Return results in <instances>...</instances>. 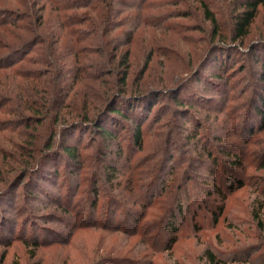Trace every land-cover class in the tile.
<instances>
[{
  "label": "rangeland",
  "instance_id": "rangeland-1",
  "mask_svg": "<svg viewBox=\"0 0 264 264\" xmlns=\"http://www.w3.org/2000/svg\"><path fill=\"white\" fill-rule=\"evenodd\" d=\"M210 1L216 8L220 9L221 17L226 19V10L223 5L227 4L229 0ZM24 2L26 1L24 0ZM79 2L77 0H67L68 5L77 4L78 6ZM177 2L178 0H148L146 3L148 7L153 6V9L146 11L145 14L151 20L154 19V23H162L160 28L163 30L145 28L148 30L149 37L160 39L159 43L150 39L146 41L143 36L135 41L133 49L137 50L133 54L134 66L131 70V77L135 74H141L144 69V66L142 67L143 61L146 60L145 56L147 58L150 51L158 53L156 52L157 49H167L162 51L167 55L166 58H163V56L154 58L144 80L135 84L139 89L147 87L166 90L182 82L183 79L193 73L208 49V45L212 42L209 24L203 21L199 4L191 0H184L179 5H175ZM3 9L7 11L4 12ZM89 9H79L78 12L79 14L85 13L83 15L91 14ZM10 10H14V12ZM179 10H186V13H188L186 14L188 15L187 18H177L175 14H172L174 11ZM28 12H30L29 9L26 10L20 7L14 0H6L3 3L0 0V15L5 13L6 16H0V23H5L3 26L7 27L3 29L5 31H2L5 34L0 35V57L6 56L10 51L21 46L24 40L33 36V33L28 29L33 26L34 30L36 24L34 19L29 18ZM49 14L48 12L47 15ZM40 15H43V13L41 12ZM55 15L53 14L54 20L60 21V16L65 14L56 13ZM68 15H71V12ZM172 16L173 18H171ZM75 21L72 20L71 23ZM165 29H169V31H165ZM40 31L41 29L34 31V33ZM260 36H264V7H260V12L251 28L250 35L245 40L243 49L259 39ZM158 45H163L165 48H158ZM98 48L99 45L91 44L90 46L88 43H82L79 46L80 64L86 66L95 61L99 57L98 52L100 50ZM43 49V46L36 45L24 50L3 65V67L9 66L11 72L2 71L5 73L0 74V76L2 78L13 76L18 79L16 75H27V71L38 69L41 67L37 63L43 57V55H40L44 52ZM70 49H73V47L69 43L64 49L66 56L70 54ZM54 54L55 57H53ZM45 58L64 69L66 81L74 76L72 65L68 64L67 60H61L63 61L61 62L57 53H55L54 47L45 54ZM242 61L245 62L243 65L249 63V59L237 56L227 66L235 67ZM64 62L66 63L65 67L62 64ZM213 63L217 65L216 61ZM221 64L219 67H221ZM23 72L25 74H21ZM215 72L211 71L206 75L209 77L211 73L214 75ZM243 75V73L234 72L233 76H237V78L230 80V82L232 81L237 88L235 87V92H233L234 94L227 104H224V102L214 103V98L218 99L220 95L213 91L209 92L208 103L200 105V107L187 106L190 108L191 114L182 113L172 116L171 113H167L169 110H165L160 116L159 119L161 120L159 122L158 119L147 122L141 150L131 147L120 150L117 143H115L110 149L112 151L105 152L119 168V175L114 180L113 187L117 185L118 180L122 179L124 183L134 167L140 174L145 175L143 172L148 171L151 176H155L156 167L161 165L165 151L167 149L170 152L173 151L174 155V160L167 165L166 171L161 174L159 180L156 179L158 185L154 190V201L148 207H144L145 204L149 203L144 191L148 181L141 182L144 188L139 191L138 203L127 207L128 209H135L138 215L137 217L133 215L132 219L125 218L130 220V223L126 224L124 221L123 224H119L120 231L114 229L115 226L106 227L101 220L97 228H77L79 222L86 223L87 215L84 214L90 211V204H87L86 201L92 197L90 189L93 179L92 176L85 177L88 171L77 172L70 178L72 181L69 188L70 190L73 189L74 192L77 182L82 183L77 189L78 194L73 195L71 193L72 197L65 194V182L56 177L54 173L56 165L53 162L42 171V174L39 173L37 176L51 182L41 184L43 191H48L51 198L40 192L30 189L24 190L23 188L14 190L10 195L3 198L0 201V225L2 222H6V228H8L10 234L8 244L4 242L0 245V264H209L207 260L208 251L213 252L218 259L226 261L227 264H264V209L262 208L264 194L257 190L256 185H254L259 183L264 187V169H261L264 155V131L256 129L253 135L249 136V132H246L245 136H242L239 131L244 125H247L245 123L249 122L243 121L241 127L235 130L233 126L235 119L229 115L234 106H239L242 103L239 97L247 87L243 83L244 79L241 78ZM240 78L242 80L239 81ZM251 79L249 89L260 82L257 75ZM18 80H21L22 83L19 88H23L18 93L25 97L23 100L29 103L27 106L33 105L32 99L40 97L39 90L42 89V85L39 82L35 83L37 80L34 79ZM55 80V74H52L46 80L47 86L52 87ZM228 89L223 86L225 92ZM188 91L194 92L195 90L189 88L184 96ZM3 94L0 93V103L5 105L1 110L2 113L0 112V187H3L6 181H11L19 174L23 168L19 162L29 156L32 148L39 146L37 141L32 144L35 137L33 132L42 131V135L38 139L41 141V138L49 133L48 130H50L51 125L47 123L45 130L40 127L36 129V124H32L34 126L32 128L20 125V122L15 121L14 113H10L13 106H10V103L5 104L7 102L2 96ZM203 101L207 102V100ZM156 103L157 101L152 104V107H154L153 112L158 106H156ZM169 103L170 109L175 107L174 102L169 100ZM16 109L17 107H15ZM197 121L198 125L196 124ZM226 121H228L227 124ZM201 122L207 127L206 134L212 143L216 142L217 138L222 137L221 144L236 140L238 145L244 146L245 142L241 140V137L243 139L248 138L249 146L243 152L242 164L235 169L230 168V165L234 163L233 160L229 157L227 159L222 154L223 147L221 144L219 147L211 148L216 151L215 156L223 162V167L218 170L216 182L224 192H228L229 181L227 180L230 176L236 179H244L247 184L244 188L228 194L225 201V211L218 223L214 222L213 211L222 204V197L218 193L210 198L208 196L204 197L199 195L201 189L191 187L192 192L190 193L193 200L190 202V206L192 210L186 208L184 219H178L182 221L176 233L178 242L171 251H166L163 248L172 233L162 230L169 214L166 213L168 209L166 206L163 210H158L159 203L162 201V199L159 200V196L164 187L165 190L171 193L167 200L171 202V197L180 193L179 186L183 185L186 168H189V166L191 171L208 176L207 169L202 166L199 160L200 157H198V155L202 156L207 164H210L211 159L208 158L207 148L202 147L205 139L203 138V143L201 141L195 148L194 142L193 144L190 143L188 138V135L192 134L190 130L195 128L196 125L199 127ZM162 124L167 125L161 127ZM181 125H184L185 128L182 129ZM171 131L177 134L173 139L179 141L182 147L180 150L175 149V144H169ZM199 137L201 139V136ZM126 145H129V142ZM88 153L93 156L92 162L99 163L101 154L97 155L93 148L88 149ZM117 153H120L119 158L116 156ZM16 156L17 161L14 159ZM193 176L195 175L193 174ZM113 187L111 186V191ZM124 187L131 190V185L126 186L124 184ZM106 188L110 190L108 185H106ZM85 190L87 193L84 192ZM128 194L125 192L123 195ZM34 195L36 197L32 198ZM197 195H199V200L196 199ZM203 198L209 202L207 205L200 206ZM122 199V202L127 201V197H122ZM59 200L64 205L61 208L57 206ZM68 201L69 206L65 204ZM103 203L104 198H101L99 206H102ZM195 210L197 211L194 212ZM120 213V211L117 213L118 220L124 215ZM137 219L139 221L138 228H136ZM117 222L115 218V221L110 223L116 224ZM2 232L1 227L0 237H3Z\"/></svg>",
  "mask_w": 264,
  "mask_h": 264
},
{
  "label": "trees",
  "instance_id": "trees-1",
  "mask_svg": "<svg viewBox=\"0 0 264 264\" xmlns=\"http://www.w3.org/2000/svg\"><path fill=\"white\" fill-rule=\"evenodd\" d=\"M5 1L1 0V3ZM14 1L20 7L30 10L28 12L29 18L34 19L36 25L34 30L33 26L28 29L33 33L32 37L24 40L21 46L13 49L6 56L0 57V74L5 73L2 71L11 72L9 66L3 67V65L24 50L31 46H43L44 52L40 54L43 57L37 63L41 67L27 71V75H16L18 79L37 80L35 83L39 82L42 89L39 90L40 97L32 99L33 105L27 106L29 103L23 100L25 97L18 93L23 90V88H19L22 84L21 80L13 76L8 78L0 76V93H4L2 96L7 102L5 104L10 103L9 105L13 106L10 113H14L15 121L20 122V125L32 128L34 127L32 124H36L37 127L35 128L40 127L43 128L42 130H45L47 123L51 125L50 130H48L49 133L42 137L41 141L38 139L42 135V131L37 133L31 130L34 133L33 136H35L32 144L37 141L39 146L32 148L29 156L19 162L20 166L23 167L19 174L11 181H6L3 187H0V201L20 188L34 190L51 198L49 192L43 191V188H41V184L49 180L37 176L39 173L42 174V171L48 168L51 163L55 162L54 173L58 179L65 182V194L68 196H71V193L73 195L78 194L77 189L82 184L77 182L75 192L72 187V190H70L69 187L72 181L70 178L75 173L88 171L85 177L92 176L93 184L90 189L92 197L86 201L87 204H90V211L84 214L87 215L86 223L79 222L77 228H97L102 221V224L105 223L106 227L115 226L114 229L120 231L119 224H123L124 221L129 224L130 220L126 219H132L133 215H136V217L138 215L135 209H128L127 207L138 203L137 196L140 189L144 188L141 182L148 181L144 188L146 198L149 201L144 207H148L154 201V190L158 185L157 180L166 171L167 165L174 160V155L173 151L170 152L168 149L165 151L161 165L156 167L155 176H151L148 171L143 172L145 175L140 174L134 167L124 183L122 179L118 180L117 185L113 187L114 180L119 175V168L105 152L110 150L115 143H117L120 150H124L125 147L141 150L147 122H151L153 119H158L159 122L161 120L159 118L165 110H169L167 113H171L172 116L182 113L191 114L190 106L200 107V105L208 103L209 92L213 91L220 95L218 99L214 98V103L224 102V104H227L232 98L233 92H235L236 86L230 80L237 78V76H233L236 71L244 74L241 78L244 79L243 83L247 87L239 97L242 103L239 106H234L229 113L235 119L234 129L238 130L243 121H248L249 123H245L247 125L240 129V135L245 136L246 132H249V136L253 135L256 129L264 131V36H260L259 39L243 49L245 40L250 35L251 28L260 12V7H264V0H229L227 4L223 5L226 10V19L221 17L220 9L216 8L210 0H191L199 4L203 21L209 24L212 42L208 45L203 60L199 61L193 73L183 79L182 82L166 90L147 87L139 89L135 84L144 80L145 74L156 56L166 58L167 54L162 53V51L167 49H157L156 52L158 53L150 51L149 54L147 53V58L145 56L146 60H144L143 55V71L141 74H135L131 77V70L134 66L133 54L137 50L133 49L135 41L143 36L146 41L150 39L159 43L160 39L149 37L146 29L163 30L160 28L162 23H154V19L151 20L145 14L146 11L153 9V6H149V8L146 4L148 0H77L80 1L78 6L77 4L68 5L67 0ZM183 1L178 0L175 5H179ZM83 8H90L91 14H79V9ZM3 10L4 12L7 11L6 9ZM10 11L14 12V10ZM41 12L43 15H40ZM48 12L49 15H47ZM69 12H71V15H68ZM186 12V10H179L174 11L172 14H175L177 18H187L188 15L186 14L188 13ZM56 13H64L65 15L60 16V21H55L53 14ZM0 16L6 17L5 13ZM72 20L76 21L71 23ZM3 24L5 23H0V35L5 34L2 31L7 28ZM40 29V32L34 33V31ZM165 31H169V29H165ZM69 43L73 49H70V54L66 56L64 49ZM82 43H88L90 46L91 44L99 45L98 49L100 50L98 52L99 57L86 66L81 65L79 59V46ZM53 47L60 61L67 60L68 64H71L74 68V76L67 81L65 80L64 69L45 58V54L51 51ZM157 47L165 48L163 45ZM55 56L54 54L53 57ZM237 56L249 59V63L243 65L245 62L242 61L235 67H228V63L231 60L234 61ZM215 61L217 65L213 63ZM220 63H222L221 67H219ZM62 64L65 67L66 63ZM238 66L239 68H237ZM211 71L216 72L214 75L211 73L208 77L206 74ZM21 74H25V72ZM52 74H55L56 80L52 87H48L46 80ZM256 75L260 82L249 89L252 82L251 78ZM241 78L239 81L242 80ZM223 86L229 89L225 92ZM189 88L195 91H188L184 96ZM242 88L243 86L240 89L242 90ZM244 96L245 98H243ZM169 100L175 103V107L172 109H170ZM203 100H207V102ZM156 101V106H158L153 112L154 107H152V104ZM4 106L0 103L1 113ZM15 107H17L16 110ZM228 121L225 123L227 124ZM196 124L198 125V121ZM166 125L162 124L161 127H166ZM197 125L190 130L192 134L188 135V138L190 143L193 144L194 142L195 148L201 141L203 143V138L205 139L202 147L207 148L208 158L211 159L210 164H207L202 156L198 155V157H200L199 160L202 166L207 169L208 176L191 171L190 166L186 168L185 181L182 183L183 185L179 186L180 193L177 196L173 195L171 202L167 201L171 193L163 187L159 196V200L162 199V201L159 203L158 210H163L165 206L168 207L166 213L169 214V217L164 222L162 230L172 233L163 248L166 251H171L178 242L176 233L180 222H182L178 219H184L186 208L192 210L190 206V202L193 200L190 193L192 192L191 187L201 189L199 195L204 197L208 196L210 198L215 193L222 197V204L213 211L214 222L218 223L225 211V201L228 194L244 188L247 184L244 179H236L230 176L227 180L229 181L228 192H224L216 182L218 170L223 167V162L215 156L216 151L211 149L220 146L222 137L217 138L218 140L212 143L206 134L207 127L203 122L200 123L199 127ZM181 128L183 129L185 126L181 125ZM175 135L177 134L170 132L169 144H175V149L180 150L182 147L179 141L173 139ZM199 136H201V139H199ZM241 140L245 142L244 146L238 145L236 140L221 144L223 147L222 154L234 162L230 165L231 169H235L242 164L243 152L249 146L248 138L243 139L241 137ZM127 142H129V145H126ZM90 148L95 149L97 155H102L99 163L92 162L93 156L88 153ZM116 156L119 158L120 153H117ZM14 159L17 161V156ZM262 164L261 169H264V155ZM49 183L51 182L49 181ZM124 184L126 186L131 185V190L128 187L123 188ZM106 185L110 187V190H107ZM254 185H256L257 190L264 194V187L259 183ZM111 186L113 187L112 191ZM84 192L87 193L86 190ZM125 192L129 194L123 195ZM181 193L183 194L181 195ZM199 195L196 196L198 200ZM122 197H127V201L122 202ZM101 198H104V203L99 206ZM202 200L200 206L207 205L209 202L204 198ZM65 204L69 206V201ZM57 206L63 207V202L59 200ZM262 208L264 209V205H262ZM119 211L120 214H124L120 220L117 218ZM115 218L118 222L116 224L110 223L115 221ZM5 223L2 222L0 225V228L3 229L0 245L4 242L8 244L9 241L10 231L6 228ZM138 225L139 221L137 219L136 228H138ZM145 243L147 244V242ZM207 257L209 264H227L226 261L218 259L213 252L208 251Z\"/></svg>",
  "mask_w": 264,
  "mask_h": 264
}]
</instances>
